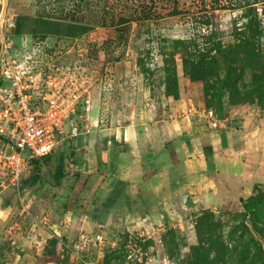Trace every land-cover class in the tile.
Returning a JSON list of instances; mask_svg holds the SVG:
<instances>
[{"label":"rangeland","instance_id":"obj_1","mask_svg":"<svg viewBox=\"0 0 264 264\" xmlns=\"http://www.w3.org/2000/svg\"><path fill=\"white\" fill-rule=\"evenodd\" d=\"M43 10L81 22L37 16ZM0 31L39 73L73 68L81 102L54 154L121 131L140 160L169 135L176 155L178 115L210 120L212 110L220 121L264 110V0H0ZM184 172L170 176L156 213H114L107 178L72 217L56 215L60 202L23 180L0 186V264H264V185L218 196ZM40 173L51 180L45 166Z\"/></svg>","mask_w":264,"mask_h":264},{"label":"crops","instance_id":"obj_2","mask_svg":"<svg viewBox=\"0 0 264 264\" xmlns=\"http://www.w3.org/2000/svg\"><path fill=\"white\" fill-rule=\"evenodd\" d=\"M17 20L18 17L14 29ZM194 112L182 113L173 120L175 129L173 127L172 133L175 142L179 143L176 155L170 148L172 145L167 143L174 139L173 135H169L171 137L166 139L160 150L151 151L145 160L136 156L132 142H123L121 131L102 144L97 137L92 141L88 136L82 137L83 140L78 138L72 144L66 142L64 146L75 151V163L68 167L65 185L70 186L78 178L83 180L92 172L97 173L91 192L97 189L103 178H107L114 186V213L118 210L129 214L136 212L133 210L135 206L144 212L159 211L161 196H167L170 176H182L185 169L188 176H192L193 187L208 182L218 196L220 192L247 194L255 186L264 185V110L218 120L216 126L208 119L198 118L203 115L201 111ZM108 171L113 173L112 177H108L110 173L104 176ZM186 193L191 195L193 202V194ZM102 195L100 189L99 196ZM61 215L72 217L73 214L66 212Z\"/></svg>","mask_w":264,"mask_h":264},{"label":"built area","instance_id":"obj_3","mask_svg":"<svg viewBox=\"0 0 264 264\" xmlns=\"http://www.w3.org/2000/svg\"><path fill=\"white\" fill-rule=\"evenodd\" d=\"M38 50L39 48H35ZM0 31V186H17L31 174V159L52 153L65 119L76 112L73 68L54 64L39 73L32 55ZM86 104L89 100H84ZM88 107V106H87ZM213 126L218 120L206 112Z\"/></svg>","mask_w":264,"mask_h":264},{"label":"trees","instance_id":"obj_4","mask_svg":"<svg viewBox=\"0 0 264 264\" xmlns=\"http://www.w3.org/2000/svg\"><path fill=\"white\" fill-rule=\"evenodd\" d=\"M37 16L70 22H81L80 18L72 13L55 14L43 10ZM85 25L88 30V24ZM1 84H3L2 81H0ZM54 151L44 157L31 159L33 166L31 174L22 180L30 187H39L43 191L44 198L58 200L60 202V205L56 208L58 214L64 211L79 215L86 211L89 194L94 185V180L97 179V173L92 172L83 180H79L78 178L72 185L66 186L64 180L69 176L68 167L75 163V151L71 147L66 146L57 154H54ZM42 166L47 167L51 180L40 173Z\"/></svg>","mask_w":264,"mask_h":264},{"label":"water","instance_id":"obj_5","mask_svg":"<svg viewBox=\"0 0 264 264\" xmlns=\"http://www.w3.org/2000/svg\"><path fill=\"white\" fill-rule=\"evenodd\" d=\"M183 203L184 205H191L192 204V198L189 193H186L183 195Z\"/></svg>","mask_w":264,"mask_h":264}]
</instances>
